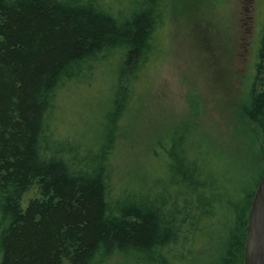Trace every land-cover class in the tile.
<instances>
[{"label": "trees", "instance_id": "obj_1", "mask_svg": "<svg viewBox=\"0 0 264 264\" xmlns=\"http://www.w3.org/2000/svg\"><path fill=\"white\" fill-rule=\"evenodd\" d=\"M168 10V0H0V264H173L214 215L224 227L218 264H244L264 165L251 188L225 194L184 123L157 144L160 175L114 180L118 141ZM254 56L242 112L264 158V27ZM105 73L90 144L59 136L65 90ZM186 103L195 120V92ZM31 189L36 196L23 206Z\"/></svg>", "mask_w": 264, "mask_h": 264}, {"label": "rangeland", "instance_id": "obj_2", "mask_svg": "<svg viewBox=\"0 0 264 264\" xmlns=\"http://www.w3.org/2000/svg\"><path fill=\"white\" fill-rule=\"evenodd\" d=\"M168 1L166 22L158 33L159 53L141 75L140 100L118 141L114 180L122 185L137 172L160 175L163 160L157 144L186 123L196 155L206 161L221 190L229 194L250 182L251 188L264 158L260 133L242 106L264 27V0ZM106 78L107 73L89 86L65 90L57 114L59 136L90 144L105 104ZM189 91L200 100L195 120L186 103ZM35 196V189L29 190L23 206ZM214 216V226L203 228L192 247L186 246L185 258H174L173 264H218L224 227Z\"/></svg>", "mask_w": 264, "mask_h": 264}, {"label": "water", "instance_id": "obj_3", "mask_svg": "<svg viewBox=\"0 0 264 264\" xmlns=\"http://www.w3.org/2000/svg\"><path fill=\"white\" fill-rule=\"evenodd\" d=\"M244 264H264V171L250 206L244 247Z\"/></svg>", "mask_w": 264, "mask_h": 264}]
</instances>
